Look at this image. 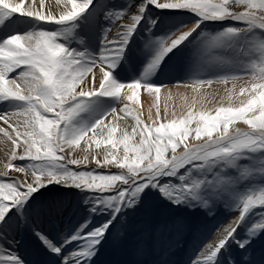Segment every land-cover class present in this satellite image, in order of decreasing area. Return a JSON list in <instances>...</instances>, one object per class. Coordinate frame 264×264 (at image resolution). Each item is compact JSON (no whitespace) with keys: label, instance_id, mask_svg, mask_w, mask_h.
Masks as SVG:
<instances>
[{"label":"snow or ice","instance_id":"6c2138e0","mask_svg":"<svg viewBox=\"0 0 264 264\" xmlns=\"http://www.w3.org/2000/svg\"><path fill=\"white\" fill-rule=\"evenodd\" d=\"M91 6L93 0H0V140L7 147L0 166V241L28 230L52 254V264H95L105 244L119 247L138 228L130 219L135 212L143 209L150 218L154 196L169 206L205 209L214 219L221 204L234 213L211 236L202 226L190 264H237L233 246L244 250L241 264H254L253 245L264 233V0H126L115 10L103 0L111 26L95 54L84 40L79 48L64 42ZM185 12L193 14V22L152 39L162 23L154 13ZM223 21L234 23L215 34L201 28ZM141 30L148 34L146 48L157 45L146 69L153 73L178 57L193 33L202 38L191 84L183 85L199 100L194 96L179 111H170L159 104L161 89L168 99L173 95L169 83L114 78ZM241 36L250 41L246 74L210 78L214 70L238 66V57L226 55L229 41ZM242 79L247 86L237 94L235 82ZM214 82H232L228 99L236 95L238 103L205 110L200 90ZM141 90L156 101L146 112L139 107ZM101 97L118 104L90 124L79 123L83 114L95 112ZM130 116L135 124L129 131L118 121ZM250 182L255 183L240 193ZM49 184L79 190L86 206L70 228L55 236L40 225L63 215L70 202L38 200L36 194ZM165 228L178 241L187 224L176 217ZM259 242L264 244V238ZM144 252L142 236L136 254ZM0 264L26 261L0 242Z\"/></svg>","mask_w":264,"mask_h":264},{"label":"bare ground","instance_id":"6f19581e","mask_svg":"<svg viewBox=\"0 0 264 264\" xmlns=\"http://www.w3.org/2000/svg\"><path fill=\"white\" fill-rule=\"evenodd\" d=\"M102 4L103 0H93V6H91L89 10L75 22L77 24H84V22L87 21L91 22V26L90 24H86L85 26V29L89 33H91V38L98 36L100 33V29L107 28L105 26V22H107L106 18L104 25L100 23V20H98V14H100V12L103 10ZM154 14H159L162 19V23H159L158 27L153 30L152 39L154 41L157 38H165L170 34L171 31H175L176 28L183 26L185 23H191L195 19L191 12H185L180 15H171L168 13ZM226 23L233 24L234 22H206L205 24L201 25V28L210 34H215L216 32L220 31V29L225 26ZM199 31L200 30L198 29L197 32ZM79 33L80 32L77 31V35ZM147 35L148 34L143 30L137 33L129 46L132 50V54L129 56L128 62L125 63L124 61H121V64L113 72L114 78L124 83L128 82V78L138 79L142 77L156 80L162 79L164 82L169 83V87L172 89L173 95L171 99H168L165 94L166 90L161 89L159 104L161 108H163L164 105L167 104L170 111H179L181 105L191 103L194 96L197 100H199V94L194 93L191 87H183L184 84H191L193 68L198 61L197 46L200 43V40H198L196 43H191V40L196 37L197 33H193L192 37H190L188 41L184 42V44L181 46L182 51L178 57L170 61L167 67L166 65H164L163 68H157L154 73L148 72L146 71V69L150 59L149 54L152 51L157 50V45L154 44L151 48H146L145 42ZM69 37L70 32L65 34V38L69 40ZM85 43L88 45L87 41H85ZM67 45L69 47L79 48L80 41L77 38L74 44L70 41V43L67 42ZM229 45V52L232 51L233 53L242 48L238 66L245 67V53L246 49L249 46L247 36H241L235 38L234 40H230ZM136 55H138V58L134 59ZM231 59L232 57H229V60ZM141 65L143 66L142 70L140 68ZM161 65H163V63ZM121 69H123V72H121ZM161 69L164 70L163 74L161 72ZM246 71L247 67L244 70L245 74ZM217 74L225 73H220V71L215 70L212 72V74H209V77L214 78ZM174 85H180V87H174ZM235 85L236 93L238 94L239 88L241 86H247V80H238L235 82ZM232 87V82H229L228 84L214 82L211 87L205 85L204 88L200 90V94L206 96V99L203 101L204 109L212 111L215 108L225 105L226 102L229 101L228 89H231ZM110 99L112 100L113 106L116 107L118 101L114 98ZM229 102L238 103L237 96L233 95L231 101ZM154 103H156L155 98L150 97L146 91L141 90L139 107L143 108L146 112L147 108ZM199 107L200 105L198 104L197 108ZM102 114V112L98 113L96 118H98ZM83 115L79 123L87 125L88 122L83 118ZM133 115H135V112L133 113ZM129 118L132 117L130 116L128 117V119ZM127 125L130 131L131 126L129 124ZM237 126L242 127L243 125L238 124ZM97 138L100 137L98 136ZM81 143L82 147L87 146L84 141H82ZM93 149H95L94 144ZM6 151V145L2 140H0V166H2V163L4 162ZM254 183L255 182H250L248 184L242 185L240 187L242 194L246 193ZM52 185L54 184H49L47 188ZM47 188L41 189L40 192L36 194L38 200L52 201L60 199L58 197H63L67 200L68 196L69 198L73 195L81 196L79 190L75 188H66L64 186L58 190H48ZM151 199L154 201L155 207L154 211H152L151 213L150 218L145 214V210L140 209L139 211H137V215L135 214L132 216V223L137 225L138 228L131 231L128 234L127 241L119 247L113 246L111 243L105 244L97 253L96 257L93 258L95 260V264H170V261H168V259L166 260V255L168 254L173 256V262L171 263L180 264L181 262V264H185L195 253L194 242L200 236L202 226L207 225L208 235L211 236L214 230L219 227V224L216 223H219L220 220L229 216L230 213V209L221 204L216 209L214 219L213 217L206 216V210L202 208L184 209L178 206H169L166 203H162L154 196ZM69 201L70 207L68 208V211L70 212L73 210L74 215H77V220L81 215L80 205L75 202V199L71 198ZM174 210H178L177 215L174 214ZM67 215H61L55 218L53 221L45 219L40 226L46 231L50 232L53 236H55L57 233L55 226L57 227L60 225V223H63L64 220H66ZM176 217H182L187 224V230L183 233L178 241L176 240L175 232H170L165 228V226ZM72 222L73 216L69 217V219L65 222V228H69ZM157 229L163 230L160 231L159 234H157ZM239 231L240 230L238 229V232ZM142 236L144 237L145 252L142 256H137L136 242ZM0 242H2L6 248H11L13 252L19 253L21 257L25 259L26 264H52V262L50 261V257L52 254L48 253L47 249L43 248L39 241L35 239L31 232L28 230L17 232L14 235H9ZM176 244L183 245L180 246L178 252H173L170 254V249ZM256 252L253 251V254H256ZM231 253H233L235 256H238V254L234 253L232 250ZM237 263L241 264L240 261H237ZM55 264H58V261H56Z\"/></svg>","mask_w":264,"mask_h":264},{"label":"rangeland","instance_id":"374dc122","mask_svg":"<svg viewBox=\"0 0 264 264\" xmlns=\"http://www.w3.org/2000/svg\"><path fill=\"white\" fill-rule=\"evenodd\" d=\"M109 4H110V9H112V10H114V9H118V8H121V7H123V6H125L126 5V0H113V1H109ZM154 15H156V14H154ZM105 14H104V10H102L101 12H100V14H98V20H100V23L102 24V25H104V22H105ZM106 21L107 22H105V26L108 28V27H110L111 25H110V22H109V20L106 18ZM86 24L87 25H89L90 24V26H91V22H89V21H87V22H84V24H77L76 23V27L75 28H73L71 31H70V37H69V40L67 39V38H65L64 39V42L67 44V42H69L70 43V41L74 44V42L76 41V39L78 38L79 39V41H81V40H84V41H87L88 42V50H90L91 51V53H93V54H95L96 52H98L99 51V48H100V44H101V40H102V38H103V34H104V29L102 28V29H100V33H99V35L98 36H96V37H92L91 38V33H89L86 29H85V26H86ZM109 24V25H108ZM228 24H231V23H226V25H228ZM204 30V29H203ZM77 31H79L80 33L77 35ZM205 31V30H204ZM93 36V35H92ZM201 38H198L197 37V35H196V37L193 39V40H191V43H196L198 40H200ZM91 40V41H90ZM248 43H249V45H250V41H249V39H248ZM232 50H235V49H232ZM250 53H251V49H250V47L248 46V48L246 49V53H245V55H246V64H245V66L246 67H248V64H249V60H250ZM246 69V68H245ZM215 71V70H214ZM213 72V71H212ZM212 72H210L209 74H212ZM220 73H222V72H220ZM223 73H225V74H235L236 73V69H230V70H225V71H223ZM83 118L84 119H86L88 122H89V124L90 123H92L93 122V119H92V117H91V115L88 113V114H85V115H83ZM118 124L121 126V128H123L124 127V125L125 124H129L130 126H133L134 124H135V121H134V119H132V118H127L126 120H122V121H118ZM117 137H119V135H120V133L119 132H117ZM82 144V143H81ZM83 147H85V146H83ZM61 187H63V186H61V185H59V184H54V185H52V186H50V187H48L47 189L48 190H58V189H61ZM62 190H63V188H62ZM239 191H240V193H242L241 192V188L239 189ZM58 198H61V197H58ZM63 198V197H62ZM75 199V202L78 204V205H80V209H81V212H80V214L81 215H83V213H84V211L86 210V206L85 205H83L82 203H81V196H77V195H73L72 197H70L69 198V196H68V198H67V200L69 201L70 199ZM64 199V198H63ZM70 202V201H69ZM176 209V208H175ZM131 211V210H130ZM68 214V215H67ZM137 215V213L135 212L133 215ZM174 214L175 215H177L178 214V210H174ZM63 215H67V218H66V220H64V222L63 223H60V225L59 226H55V229L57 230V232L58 231H60V230H62V229H66L65 227H66V224H65V222L69 219V217H72L73 216V222L71 223V225L69 226V228L76 222V214L74 215V211L72 210V211H68V209H66L65 210V212H64V214ZM79 215V214H78ZM80 215V216H81ZM132 215V216H133ZM234 213L230 210V213H229V216H227V217H225L224 219H222V220H220V222H224L225 223V225L228 223V222H230L233 218H234ZM80 216L78 217V219L80 218ZM132 216H131V221H132ZM219 222V223H220ZM219 223H216V224H219ZM214 233V232H213ZM261 238H264V233H262L261 234ZM261 238H258V240H257V242L253 245V251H257L256 252V254H253V261H254V264H262V262H264V244H261L260 242H259V240L261 239ZM180 243V242H179ZM183 245V244H182ZM182 245H180V244H176V245H174L171 249H170V254L171 253H176V252H178V250L180 249V246H182ZM234 253H237L238 254V256H235L233 253H232V256H233V258L236 260V261H242V257L245 255V253H244V250H242V249H239L238 248V246H233V248L231 249ZM192 257H194V254H193V256ZM168 259V261H170V264H173V263H171V262H173V256H171V255H166V260ZM190 263V260H189V262L187 263V264H189ZM237 264H240V263H237ZM244 264H247V262H244Z\"/></svg>","mask_w":264,"mask_h":264}]
</instances>
